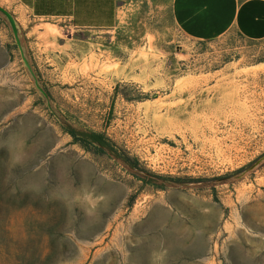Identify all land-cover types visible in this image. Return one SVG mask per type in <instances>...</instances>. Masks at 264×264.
Here are the masks:
<instances>
[{"label":"rangeland","instance_id":"374dc122","mask_svg":"<svg viewBox=\"0 0 264 264\" xmlns=\"http://www.w3.org/2000/svg\"><path fill=\"white\" fill-rule=\"evenodd\" d=\"M34 22L37 85L16 45L0 69V264H264V42Z\"/></svg>","mask_w":264,"mask_h":264},{"label":"crops","instance_id":"0c3cea01","mask_svg":"<svg viewBox=\"0 0 264 264\" xmlns=\"http://www.w3.org/2000/svg\"><path fill=\"white\" fill-rule=\"evenodd\" d=\"M0 6L14 16L24 33L30 20L40 28L64 22L75 30L111 29L124 20L128 10L152 6L157 14L167 12L174 25L192 39L236 34L264 42V0H0ZM12 38L0 15V69L13 54Z\"/></svg>","mask_w":264,"mask_h":264},{"label":"water","instance_id":"95a60500","mask_svg":"<svg viewBox=\"0 0 264 264\" xmlns=\"http://www.w3.org/2000/svg\"><path fill=\"white\" fill-rule=\"evenodd\" d=\"M0 15L6 20L10 31L13 35L14 38V43L17 46V49L19 51L20 57L23 61V65L25 70H27L29 72V74L31 75V77L33 78L35 84L37 85V79L35 78L34 72L32 71L27 58H26V49H25V44H24V40L21 36V29L19 27V25L17 24L16 20L14 19V16L7 11L5 8H3L2 6H0Z\"/></svg>","mask_w":264,"mask_h":264},{"label":"trees","instance_id":"16d2710c","mask_svg":"<svg viewBox=\"0 0 264 264\" xmlns=\"http://www.w3.org/2000/svg\"><path fill=\"white\" fill-rule=\"evenodd\" d=\"M70 133L76 137L78 135V133H75L73 130L70 131ZM83 136H81V138L78 140H80L84 145L87 144H92L93 142H96V144L98 145H108L107 142H105V140L103 139L102 135L95 133V132H91V133H82Z\"/></svg>","mask_w":264,"mask_h":264},{"label":"built area","instance_id":"2783aa9c","mask_svg":"<svg viewBox=\"0 0 264 264\" xmlns=\"http://www.w3.org/2000/svg\"><path fill=\"white\" fill-rule=\"evenodd\" d=\"M70 29H71V27H70Z\"/></svg>","mask_w":264,"mask_h":264}]
</instances>
